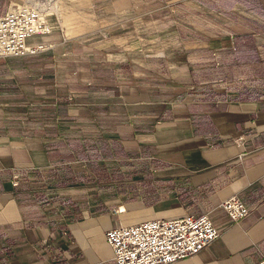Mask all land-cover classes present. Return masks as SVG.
Instances as JSON below:
<instances>
[{
    "label": "rangeland",
    "instance_id": "obj_1",
    "mask_svg": "<svg viewBox=\"0 0 264 264\" xmlns=\"http://www.w3.org/2000/svg\"><path fill=\"white\" fill-rule=\"evenodd\" d=\"M21 1L0 0V13ZM48 7L50 31L26 40L43 48L0 57V122L32 128L28 138L40 126L64 132L72 168L48 187H62L78 205L89 199L97 214L111 209L120 219L118 208L150 209L134 222L177 216L151 211L162 208L158 195L168 183L152 176L156 152L130 114L145 110L162 122L215 104H264V0H53ZM65 17L78 31L68 34ZM247 33L257 58L237 60L233 38Z\"/></svg>",
    "mask_w": 264,
    "mask_h": 264
},
{
    "label": "crops",
    "instance_id": "obj_2",
    "mask_svg": "<svg viewBox=\"0 0 264 264\" xmlns=\"http://www.w3.org/2000/svg\"><path fill=\"white\" fill-rule=\"evenodd\" d=\"M215 106L162 122L153 112L130 114L156 152L152 176L168 183V193L158 195L162 208L152 213L206 214L219 232L197 253L169 264H258L264 258V104ZM39 129L38 137L28 138L32 128L17 132L9 121L0 122V264H113L104 231L146 218L150 209L122 207L121 221L111 209L97 214L89 199L81 206L62 187H48L68 179L72 161L62 154L68 144L61 129L51 135ZM231 195L250 208L236 223L219 207Z\"/></svg>",
    "mask_w": 264,
    "mask_h": 264
},
{
    "label": "built area",
    "instance_id": "obj_3",
    "mask_svg": "<svg viewBox=\"0 0 264 264\" xmlns=\"http://www.w3.org/2000/svg\"><path fill=\"white\" fill-rule=\"evenodd\" d=\"M46 14L30 3L12 2L0 13V57L20 56L42 49L43 43L28 37L50 31ZM41 47V48H38ZM241 136L236 140L240 143ZM229 220L237 222L250 208L236 195L219 204ZM118 208L116 213H122ZM219 235L206 214H183L173 218L154 217L131 224H119L104 231L113 264H169L193 255ZM258 264H264V258Z\"/></svg>",
    "mask_w": 264,
    "mask_h": 264
},
{
    "label": "trees",
    "instance_id": "obj_4",
    "mask_svg": "<svg viewBox=\"0 0 264 264\" xmlns=\"http://www.w3.org/2000/svg\"><path fill=\"white\" fill-rule=\"evenodd\" d=\"M229 3L232 0H228ZM233 49L236 51L237 60H245L246 58H257V52L252 41L250 33L244 34L242 36H235L233 38Z\"/></svg>",
    "mask_w": 264,
    "mask_h": 264
},
{
    "label": "bare ground",
    "instance_id": "obj_5",
    "mask_svg": "<svg viewBox=\"0 0 264 264\" xmlns=\"http://www.w3.org/2000/svg\"><path fill=\"white\" fill-rule=\"evenodd\" d=\"M25 1H26V3L37 5L42 10V12L44 14L51 13V11H50L48 6L53 0H25ZM43 1H44V3H42ZM70 20H71L70 17L69 18L65 17V18L61 19L62 24H65L68 27V29H67L68 34H73L76 31H78V29L73 28V27L70 26V24H69ZM38 48H41V47H38ZM121 210L124 212V209L122 207H121Z\"/></svg>",
    "mask_w": 264,
    "mask_h": 264
}]
</instances>
